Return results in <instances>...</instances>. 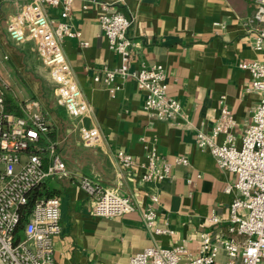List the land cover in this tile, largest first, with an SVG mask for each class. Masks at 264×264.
Returning a JSON list of instances; mask_svg holds the SVG:
<instances>
[{"label": "crops", "instance_id": "obj_1", "mask_svg": "<svg viewBox=\"0 0 264 264\" xmlns=\"http://www.w3.org/2000/svg\"><path fill=\"white\" fill-rule=\"evenodd\" d=\"M31 1L0 0V37H7V43L24 54L36 50L31 43L14 44L7 22ZM98 1L74 0L72 4L70 21L88 45L83 46L77 37L64 42L73 77L93 107L91 118L85 121L97 125L102 138L78 157L66 155L70 175L45 182L53 196L61 199L62 231L54 237L55 258L60 264H131V257L147 246L175 244L197 253L205 233L214 239L231 235L228 217L235 192L227 193L224 188L236 180V174L220 167L209 150L198 147L197 134L212 131L223 104L233 123L218 135V142L229 132L240 144L251 121L259 95L250 90L251 73L240 64L264 60V46L255 49L250 31L259 26L254 20V0H104L110 11L120 10L132 20L130 68L164 65L169 94L183 107L182 115L166 120L144 108L145 93L131 76H118L121 88L115 97L110 94L103 70L116 67L120 57L109 47ZM46 10L59 17L60 8ZM6 51L11 56L8 47ZM59 109L67 113L65 107ZM153 147L172 163V174L163 180L144 181L140 164ZM120 149L134 156L135 166L126 169L121 164ZM179 156L189 162H177ZM83 176L130 196L136 209L114 217L95 215L94 197L81 186ZM148 207L157 211L159 224L172 233L153 234L147 229L143 212ZM213 214L218 222L210 220ZM227 259L222 250L216 264H226ZM180 264H187V258Z\"/></svg>", "mask_w": 264, "mask_h": 264}, {"label": "built area", "instance_id": "obj_2", "mask_svg": "<svg viewBox=\"0 0 264 264\" xmlns=\"http://www.w3.org/2000/svg\"><path fill=\"white\" fill-rule=\"evenodd\" d=\"M73 1L32 0L8 18L7 32L14 44L33 45L49 69L58 101L75 120L74 127L83 144L93 147L101 141V130L85 121L91 118L93 107L83 97L64 50L67 38L77 37L83 46L89 43L82 39L81 30L75 29L70 21ZM98 2L103 9L99 19L109 47L120 57L116 67L103 70L110 94L115 97L121 88L116 82L118 76H131L145 93L144 108L151 115L161 120L182 115L181 102L169 94L163 64L130 68L133 41L128 32L132 20L120 10L110 11L106 1ZM254 3V20L259 26L250 31L255 49L261 50L264 46V0H254ZM46 7L60 8L59 17L49 15ZM3 58L8 59L9 53H3ZM240 66L250 71V90L259 95L241 143L237 144L234 134L229 132L222 142L217 140L218 135L233 123L225 104L212 131L197 134L198 147L209 150L220 167L236 174V180L224 188L227 193L235 192L228 217L231 235L214 239L205 233L197 253L183 244L147 246L131 257V264H180L184 257L187 264H216L222 250L228 256L226 264H264V60H247ZM23 105L10 109L0 85V264H60L54 248V237L62 231L60 197L38 198L21 226L22 208L35 188L51 177L70 175V170L56 148L57 143L50 138L52 124L47 113L39 108H26L38 107L34 100ZM117 157L126 169L136 165L134 156L124 149L118 150ZM176 161L189 162L185 156L177 157ZM140 166L144 181H159L172 174V163L155 147L148 150L145 162ZM80 182L94 197L93 213L97 216L114 217L136 209L130 196L105 187L93 177L83 176ZM152 199L157 201L158 198L152 196ZM143 218L153 234L173 232L159 224L158 213L153 207L143 212ZM210 220L218 222L219 217L213 214ZM237 235L243 238L238 239Z\"/></svg>", "mask_w": 264, "mask_h": 264}, {"label": "rangeland", "instance_id": "obj_3", "mask_svg": "<svg viewBox=\"0 0 264 264\" xmlns=\"http://www.w3.org/2000/svg\"><path fill=\"white\" fill-rule=\"evenodd\" d=\"M9 42L7 37H0V85L6 96L15 102L13 106L32 100L37 102L38 107L32 105L26 108H39L47 113L52 124L50 138L57 143L56 148L65 159L67 154L74 153L73 156L78 157L81 152L92 148L83 144L74 127L75 120L68 113L63 114L64 110L59 112V107L63 105L58 101L55 85L48 75L49 69L38 53L28 49L27 53H30L24 54ZM7 47L11 56L4 59L3 53H8Z\"/></svg>", "mask_w": 264, "mask_h": 264}, {"label": "trees", "instance_id": "obj_4", "mask_svg": "<svg viewBox=\"0 0 264 264\" xmlns=\"http://www.w3.org/2000/svg\"><path fill=\"white\" fill-rule=\"evenodd\" d=\"M7 103H8V107L10 109H18L17 107H14L13 105L15 104L14 101H12L11 98L7 97ZM14 103V104H13ZM17 111V110H16ZM54 195V191L50 190L49 187L46 185V183H42L40 186H38L37 188H35L32 193L29 196V201L27 204H25L22 208V220H21V226L24 224V221L26 220V218L28 217V215L30 214L32 207L35 203V201L40 198V197H49V196H53Z\"/></svg>", "mask_w": 264, "mask_h": 264}]
</instances>
